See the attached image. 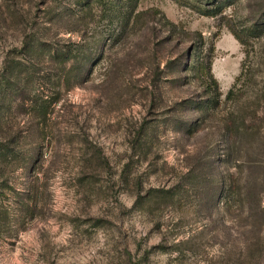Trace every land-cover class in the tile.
<instances>
[{"label": "rangeland", "instance_id": "1", "mask_svg": "<svg viewBox=\"0 0 264 264\" xmlns=\"http://www.w3.org/2000/svg\"><path fill=\"white\" fill-rule=\"evenodd\" d=\"M217 1L0 0V264H264V0Z\"/></svg>", "mask_w": 264, "mask_h": 264}, {"label": "trees", "instance_id": "2", "mask_svg": "<svg viewBox=\"0 0 264 264\" xmlns=\"http://www.w3.org/2000/svg\"><path fill=\"white\" fill-rule=\"evenodd\" d=\"M226 1L227 0H218L217 2H216V7H223V6H225L227 3H226ZM202 11H203V13H206V14H211V12H208V8H202ZM231 33H232V35L235 37V39H237L238 41H241L242 40V38H241V35L237 32V31H235V30H231ZM202 67H203V69H204V75L207 77V78H209V82L207 83V86L208 85H210V84H213L214 86H216V81H215V79L211 76V73H210V59H206L205 58V60H204V62L202 63ZM239 78V77H238ZM238 78H236L237 80H238ZM232 94V89L230 88L229 90H228V93H227V95H231ZM236 185V183H235V181L234 180H232V182L231 183H229V188L231 189V187H232V189H233V187Z\"/></svg>", "mask_w": 264, "mask_h": 264}]
</instances>
